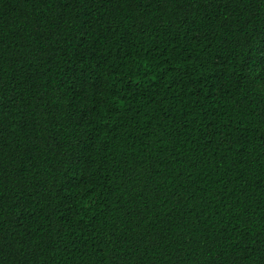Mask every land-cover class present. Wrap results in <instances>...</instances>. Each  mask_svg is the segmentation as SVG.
<instances>
[{"label": "trees", "instance_id": "1", "mask_svg": "<svg viewBox=\"0 0 264 264\" xmlns=\"http://www.w3.org/2000/svg\"><path fill=\"white\" fill-rule=\"evenodd\" d=\"M0 264H264V0H0Z\"/></svg>", "mask_w": 264, "mask_h": 264}]
</instances>
